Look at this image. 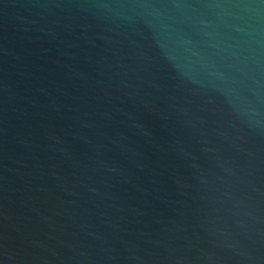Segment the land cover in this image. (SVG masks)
<instances>
[{
	"label": "water",
	"instance_id": "water-1",
	"mask_svg": "<svg viewBox=\"0 0 264 264\" xmlns=\"http://www.w3.org/2000/svg\"><path fill=\"white\" fill-rule=\"evenodd\" d=\"M0 264H264V0H0Z\"/></svg>",
	"mask_w": 264,
	"mask_h": 264
}]
</instances>
